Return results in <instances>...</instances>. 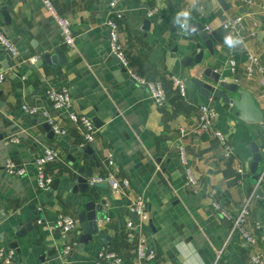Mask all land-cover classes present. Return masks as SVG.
<instances>
[{"label": "crops", "instance_id": "1", "mask_svg": "<svg viewBox=\"0 0 264 264\" xmlns=\"http://www.w3.org/2000/svg\"><path fill=\"white\" fill-rule=\"evenodd\" d=\"M52 1L58 14L72 23V48L65 44L41 1L0 0V29L19 53L12 57L0 47V76H4L0 83V248L12 252L10 264H95L102 249L119 252L126 264H252L254 256L264 259V119L260 124L247 123L231 105L199 94L183 60L196 54L200 41L196 34L173 24L178 11L189 10L191 24L211 29L209 35L216 44L210 65L248 92L264 118L261 77L246 75L249 53L257 54L264 64V17L258 6L249 7L245 0H224L225 9L219 0H123L121 42L134 71L165 87L168 100L160 108L146 88L127 78L111 53L106 25L109 0ZM225 13L245 16L246 26L256 30L257 36L229 49L222 28ZM145 22H149L148 30H143ZM57 49L67 60L64 65L40 63L44 55L57 59ZM231 59L238 64L234 74ZM173 77L181 80L187 97L179 94ZM63 87L71 93L73 111L89 118L96 128L94 158L79 152L88 146L81 125L66 115L56 116L67 134L50 135L40 115L29 116L22 110L24 104L45 106L46 91ZM203 105L216 112L210 134L198 127ZM252 144L263 158L259 180L250 172ZM226 146L230 157L225 155ZM48 148L59 152V159L46 168L54 181L52 189L42 191L33 162ZM180 148L185 149L199 182L197 190L185 184ZM110 155L115 160L112 167L108 165ZM9 160L24 167L26 176L7 174ZM79 161L86 166L88 181L93 176H114L129 181V188L114 194L103 183L86 192H74ZM254 190L257 194L250 202L246 226L257 240L251 247L239 234L231 233L230 222L221 218L213 204L219 202L236 215ZM138 197L147 204L146 222L134 221L129 215ZM89 201L97 205L105 201L99 225L109 241L101 244L94 237L81 246L78 214ZM60 216H71L78 223L67 237L57 229ZM129 220L135 222L132 239L127 234ZM27 224L32 225L31 231L16 238V229L25 230ZM139 234L157 254L152 263H141L136 257ZM75 241L77 247L63 255L64 247Z\"/></svg>", "mask_w": 264, "mask_h": 264}, {"label": "built area", "instance_id": "2", "mask_svg": "<svg viewBox=\"0 0 264 264\" xmlns=\"http://www.w3.org/2000/svg\"><path fill=\"white\" fill-rule=\"evenodd\" d=\"M41 1L43 7L54 19L56 25L58 26L62 38L67 46L70 48L74 47V37L72 31V23L66 18L58 14L55 5L52 0H39ZM199 2V0H195ZM123 0H109L108 9L109 16L106 25L109 29L110 37V48L112 55L116 58L120 68L125 72L127 78L139 86L146 88L149 93L151 100L157 107H163L167 104L168 96L165 87L161 81L147 80L144 77L139 76L134 69L127 57L123 43L121 42V25L120 22L123 20V12L120 9V4ZM249 7L258 6L261 15L264 17V3L259 4L255 0H245ZM202 9V8H201ZM153 12H149V16H152ZM222 28L227 34H232L233 36L239 35L243 38L244 42L248 39H252L257 36V31L254 29H249L245 24V16L240 15L237 17H229L226 13L224 14V21ZM207 32L210 33L211 29L206 28ZM0 47L3 48L12 57L18 56V50L14 46L13 42L9 40L4 32L0 29ZM237 62L231 59L229 62L230 70L234 74L237 69ZM246 75L248 78H253L256 75L261 77V86L264 92V64L261 62L260 57L255 53H249L246 63ZM4 80V76H0V83ZM173 84L178 88L179 94L185 98L187 97V91L181 80L178 78H172ZM22 110L25 114L29 116H41V119L47 124L51 131L59 137H63L67 134L66 130L58 124L56 116L66 115L69 120L75 124H79L83 127L85 132V142L87 145L94 143L96 128L93 122L85 117L76 114L73 111V101L71 93L68 88L63 87L59 90L49 89L46 91V104L45 106L39 108L35 106H30L24 104ZM216 118V112L213 108L203 105L199 107L198 116V127L199 131L203 133L210 134L214 120ZM217 138L223 143L224 139L221 135H217ZM17 142V140H12ZM230 149L228 146L225 147V155L230 157ZM59 159V152L54 149L48 148L42 155L37 156L34 159V166L37 170V185L42 191H50L53 187V178L47 173L46 168L49 164L57 161ZM180 164L183 168L184 179L186 181V186L192 190L198 189V180L194 176V172L189 164V160L184 148L179 150ZM114 157L109 156L108 165L112 167L114 165ZM5 171L10 176L14 177H24L27 174V170L24 167L18 166L15 162L9 160L5 165ZM239 173H242V169L239 167ZM107 184L114 194H119L125 191L130 186V182L127 180L118 181L114 176L102 177L93 176L89 180V185L91 187ZM259 183V182H258ZM260 184H258V187ZM257 190V189H256ZM254 190L253 195L250 199L245 200L240 212L238 214L230 213L226 208H224L219 202L213 204L214 210L223 218L231 224V233L239 234L247 245L254 247L257 240L254 236L250 235L246 229L248 219L250 217V202L256 197L257 191ZM132 213L136 214L141 222H146L149 219V214L147 210V204L142 197L136 198L131 210ZM77 221L71 216H60L57 219L56 226L63 237H67L69 234L73 233L77 228ZM128 237L135 238V222L129 220L127 223ZM257 230H261L259 223L256 224ZM138 238V248L136 252V257L141 263H152L157 259V254L154 249H152L147 244V239L140 234ZM78 242H72L67 244L63 249V255H69L72 250L77 247ZM13 260L12 252H5L0 248V263L10 264ZM95 264H126L122 255L119 252H115L109 249H102L96 258ZM252 264H264V259L260 256H254L252 259Z\"/></svg>", "mask_w": 264, "mask_h": 264}, {"label": "water", "instance_id": "3", "mask_svg": "<svg viewBox=\"0 0 264 264\" xmlns=\"http://www.w3.org/2000/svg\"><path fill=\"white\" fill-rule=\"evenodd\" d=\"M221 6L225 9L226 5L224 0H219ZM5 11V8H3ZM5 16V13H2ZM7 18V16H6ZM261 20L264 21V18ZM196 27L195 32L188 34L197 35L198 40L200 41L195 46L196 54L193 56H188L183 60V65L189 68V79L191 80L193 86L199 91V94L206 99H213L215 101L221 100L222 104L231 105L235 110L238 111V116L241 120L252 123L260 124L263 122V112L255 105V102L251 95L248 92L240 90L238 86L229 80L221 73L218 72L216 68L210 65V56H214L215 52V40L210 37L209 33L206 30V27L202 24H192ZM149 29V22H145L143 30ZM191 31V28L189 29ZM58 52L57 59L50 55H44L40 63L42 64H55L60 63L64 65L66 59L64 58L63 52L56 50ZM64 58V61L63 59ZM2 93L0 92V97ZM96 126H99L97 120L94 121ZM45 130L50 133V135H55L50 127L45 124ZM252 154L250 164V172L254 175V179L259 180L261 176L259 164L262 162V154L255 144H252ZM93 146L88 145L87 147L81 149L79 152L86 155H94ZM94 158V156H93ZM73 160V159H72ZM75 160H73V163ZM79 167L76 171V183L74 186V192H86L89 190V176L87 173L86 166L83 165V161H79ZM103 185V184H100ZM97 185V186H100ZM104 187H109L107 184H104ZM261 190L258 191V195L261 196ZM105 201H102L100 205H97L94 201L86 202L83 206V211L79 212L78 220L81 225L82 236L80 238V245H86L93 241L94 237H97L98 243H103L109 241L106 239V235L101 232L99 220L102 214H105L102 207L105 205ZM35 213V212H34ZM38 214L36 213V216ZM131 218L136 221L138 216L132 212H129ZM32 225L27 224L25 230L20 228L16 229V238L24 236L26 231H31ZM15 248V246H10Z\"/></svg>", "mask_w": 264, "mask_h": 264}, {"label": "clouds", "instance_id": "4", "mask_svg": "<svg viewBox=\"0 0 264 264\" xmlns=\"http://www.w3.org/2000/svg\"><path fill=\"white\" fill-rule=\"evenodd\" d=\"M192 16L189 10L178 11L173 17V24L183 32L191 33L196 31V27L191 24ZM191 28V31L189 29ZM224 44L229 49H235L240 45L244 44V40L239 35L233 36L232 34H227L224 36Z\"/></svg>", "mask_w": 264, "mask_h": 264}]
</instances>
